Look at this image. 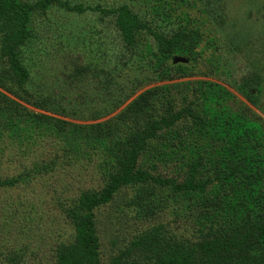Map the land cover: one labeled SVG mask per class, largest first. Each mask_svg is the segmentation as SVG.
Here are the masks:
<instances>
[{"label": "rangeland", "instance_id": "374dc122", "mask_svg": "<svg viewBox=\"0 0 264 264\" xmlns=\"http://www.w3.org/2000/svg\"><path fill=\"white\" fill-rule=\"evenodd\" d=\"M15 1L32 8L29 35L16 48L28 72L23 83L3 51L19 22L0 13V264H58L61 245L76 234L81 194H101L132 150L129 134L141 123L124 112L136 98L146 103L141 118L159 123L134 164L150 177L119 185L92 207L98 264H110L155 228L166 249L192 250L219 230L240 239L250 227L260 237L245 264H258L264 0ZM121 7L138 17L130 43L115 21ZM189 30L195 38L179 42L183 51L170 57L155 35ZM172 55L188 62L173 63ZM205 84L213 85L208 98ZM73 125L95 129L100 139L74 151L63 140ZM189 181L204 189L186 188ZM229 253L212 247L189 264H240ZM149 254L118 264H158L157 250Z\"/></svg>", "mask_w": 264, "mask_h": 264}, {"label": "trees", "instance_id": "16d2710c", "mask_svg": "<svg viewBox=\"0 0 264 264\" xmlns=\"http://www.w3.org/2000/svg\"><path fill=\"white\" fill-rule=\"evenodd\" d=\"M50 1L51 0H41L40 5L42 7H46V3ZM55 1L59 2L57 0ZM59 3L62 4L61 2ZM31 8V4L19 3L15 0H0V13L7 12L11 17L15 18L19 22V25L12 24L16 26V29L11 28L10 34L6 36L5 41H8V44L4 45L3 51L10 56L12 68L18 75V81L20 83H23L28 78V72L21 64L16 48L19 44L24 43L29 35V32L26 30V24L29 21ZM116 13L117 16L115 21L120 29V33L123 36V39L130 43L134 28L139 25L138 17L126 7L119 8ZM194 31L195 30H189L188 32L182 31L181 33L177 32L170 38H165L161 34L159 35V33H155V35L163 44L164 53L170 57L174 50L179 47V42L190 39L192 36L195 38ZM183 49L184 48H178L176 50L183 51ZM205 85V96L207 97L213 85ZM199 88L201 89V87ZM145 104L146 103L142 101L141 98H136L124 112L130 119L134 120L133 122L141 123L135 130L130 131L129 136L132 137L130 140V146H132V150H128L126 154L118 160L116 165L118 171L101 194H81L80 205L74 212V229L76 234L72 242L61 245V249L58 254V264H98V236L95 232V220L91 211L92 207L107 202L110 199L112 192L119 185L136 182L140 179L146 180L150 177L148 173L134 171L136 157L144 148L145 140L147 138L155 137L157 130L159 129V123L157 121L147 120L145 116H142L141 118V111L144 109ZM185 109L188 112L190 110V108ZM176 114L175 119H177L181 112L177 111ZM189 114H191V112H189ZM192 116H194V119L200 118L198 114ZM41 118L43 119L42 122H45L48 126L50 125L51 118L49 116ZM163 123L167 124V121ZM58 124L59 129L62 130L63 123L58 122ZM69 129L70 130L67 132L62 131L66 135L63 140L68 146L73 147L74 151L81 149L82 144L88 145L92 140L100 139L99 135L95 134V129L83 132L80 131L76 125H73V127ZM96 132L98 133V131ZM198 163L199 162L193 166L192 175L196 172ZM165 181L166 180H164V182ZM185 186L186 188H190L194 191L197 189H204L203 184L195 185L193 182L191 183V181H189ZM176 188L183 190L185 187L184 185H182V187L178 185ZM201 201L206 202V199ZM145 212L144 215L146 214ZM258 229L259 232L257 231V233L261 235L260 244L262 245L264 243V225L261 224ZM149 233L150 232H148L145 236L136 238L131 244L130 249L123 255L114 258L110 264H118L122 258H129L131 255L135 256L137 254H143L146 251L148 255H150L149 252H151L152 255L153 247L157 250V254L154 255L158 264H189L190 261L195 262L197 256L195 253L207 251L212 247L217 251H221V253H228L224 255H229V251L231 252L234 249L235 255H233L232 258L235 259L237 263L245 264L247 250L252 249L254 247L253 245L257 243L260 237L258 235H254L253 227H250L246 235L240 239H236L235 236H231L229 231L219 230L217 233L214 232V235H212V239L209 240L208 244H206V242H200L198 247L192 250L191 248L183 250L182 244H177L173 248L170 247V250H168L163 246L166 242H163L162 238H160L159 230L157 228H155V230L150 234ZM225 259L228 258L225 257ZM258 264H264V249H261V247L260 250H258Z\"/></svg>", "mask_w": 264, "mask_h": 264}, {"label": "water", "instance_id": "95a60500", "mask_svg": "<svg viewBox=\"0 0 264 264\" xmlns=\"http://www.w3.org/2000/svg\"><path fill=\"white\" fill-rule=\"evenodd\" d=\"M172 62L173 63H179V62L186 63V62H188V59L183 57V56L173 55L172 56Z\"/></svg>", "mask_w": 264, "mask_h": 264}]
</instances>
